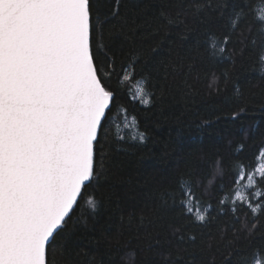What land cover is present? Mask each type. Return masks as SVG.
Here are the masks:
<instances>
[{
  "label": "snow or ice",
  "instance_id": "1",
  "mask_svg": "<svg viewBox=\"0 0 264 264\" xmlns=\"http://www.w3.org/2000/svg\"><path fill=\"white\" fill-rule=\"evenodd\" d=\"M254 3L233 0L230 10L228 5L219 8L215 28L203 34L202 46L210 58L227 59L233 34L244 37L241 26L252 17L257 27L252 44L264 63V14H257ZM139 7L138 0H0V264H59L58 249L70 251L78 231L80 201L95 214L99 202L94 189L105 172L104 147L116 101L110 83L122 72H135L138 57L130 51L124 56L125 29L127 13ZM191 7L199 17L213 6L209 0H192ZM214 44L218 55L211 50ZM153 95L149 92L141 103L150 105ZM245 112L241 108L232 119ZM145 138L143 133L138 137L141 142ZM244 149L243 140L229 141L228 148L218 152L217 173L231 177L228 184L221 182L218 194L227 198L216 200L218 208L210 200L203 214L193 191L200 186L195 175L170 178L169 188L159 194V207L189 223L172 228L175 244L167 241L169 250L160 254L161 264H200L189 252L198 237L188 227H207L221 214L232 215L235 239L253 234L257 214L264 213V163L248 172L255 157L246 164ZM259 156L264 158V149ZM245 180L244 187L252 190L249 199L238 191L232 199L231 186ZM192 202L197 204L194 217ZM220 231L223 239L227 228ZM209 264H215V257ZM223 264H264V248L242 255L230 247Z\"/></svg>",
  "mask_w": 264,
  "mask_h": 264
},
{
  "label": "trees",
  "instance_id": "2",
  "mask_svg": "<svg viewBox=\"0 0 264 264\" xmlns=\"http://www.w3.org/2000/svg\"><path fill=\"white\" fill-rule=\"evenodd\" d=\"M138 2L140 7L127 13L124 51V56L130 51L138 57L135 72H122L110 83L116 101L108 125L111 134L104 147L105 172L94 189L99 206L93 214L85 200L80 201L78 231L70 251L58 249L59 264H161L160 254L169 250L167 241L175 244L172 228L189 223L159 207V194L169 188L170 178L177 173L195 175L200 186L193 191L203 214L210 200L218 208L216 200L227 198L219 196L218 187L222 181L228 184L231 177L218 174L215 161L229 141L245 142L246 164L255 157L248 172L264 159L259 156L264 149V63L259 48L252 44L257 35L252 17L241 26L244 37L233 34L228 58L217 62L202 46L203 34L215 28L219 8L228 5L230 10L233 0H209L213 7L199 17L193 14L192 0ZM253 8L264 14L262 0H255ZM161 12L175 23L168 24ZM211 50L218 55L216 44ZM125 75L131 78L125 80ZM138 86L146 90L142 96L136 93ZM149 92L154 93L152 102L144 106L141 101ZM241 108L246 109L242 118L232 119ZM141 133L146 137L143 142L138 139ZM118 135L124 140L117 142ZM246 184L247 180L232 185L231 198L235 199L238 191L247 201L252 190L246 189ZM190 206L194 217L197 204ZM255 219L253 234L247 238L240 234L239 239L232 235L231 214L218 215L204 228L189 226L188 232L198 237L189 252L196 254L200 264H209L213 257L215 264H223L230 247L250 255L252 249L264 248V213ZM234 226L239 228L240 223ZM223 228L227 233L221 239ZM229 240L234 243L229 245Z\"/></svg>",
  "mask_w": 264,
  "mask_h": 264
},
{
  "label": "rangeland",
  "instance_id": "3",
  "mask_svg": "<svg viewBox=\"0 0 264 264\" xmlns=\"http://www.w3.org/2000/svg\"><path fill=\"white\" fill-rule=\"evenodd\" d=\"M136 90H137L136 93H137L139 96H140V95L142 96V95L144 94V91H143V93H141V90H143L141 87H139V86L136 87ZM125 123H126V126L129 125V121L126 120V119H125ZM262 163H264V159L262 160L261 164H262Z\"/></svg>",
  "mask_w": 264,
  "mask_h": 264
}]
</instances>
